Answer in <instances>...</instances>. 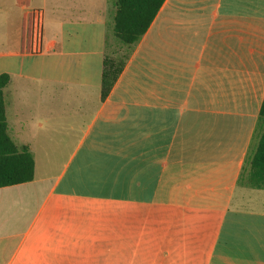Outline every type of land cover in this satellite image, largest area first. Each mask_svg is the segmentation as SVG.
<instances>
[{"label": "crops", "instance_id": "crops-1", "mask_svg": "<svg viewBox=\"0 0 264 264\" xmlns=\"http://www.w3.org/2000/svg\"><path fill=\"white\" fill-rule=\"evenodd\" d=\"M65 1L0 0L8 134L35 160L0 188V264H264V189L242 179L264 0H165L130 48L117 0Z\"/></svg>", "mask_w": 264, "mask_h": 264}, {"label": "trees", "instance_id": "trees-1", "mask_svg": "<svg viewBox=\"0 0 264 264\" xmlns=\"http://www.w3.org/2000/svg\"><path fill=\"white\" fill-rule=\"evenodd\" d=\"M165 0H117L114 18L115 37L127 47L138 43L149 29ZM105 61L102 78V97L105 99L120 76L126 59ZM7 74L0 75V188L28 183L35 178V160L28 147L19 148L8 134L4 88ZM258 143L251 149L243 168L242 179L247 185L264 189V101L261 107Z\"/></svg>", "mask_w": 264, "mask_h": 264}, {"label": "rangeland", "instance_id": "rangeland-1", "mask_svg": "<svg viewBox=\"0 0 264 264\" xmlns=\"http://www.w3.org/2000/svg\"><path fill=\"white\" fill-rule=\"evenodd\" d=\"M73 0H66L65 2H67V3H70V2H72ZM46 20H47V18H46ZM47 22V21H46ZM252 195L253 196H255V197H260L261 195L263 196V198H264V191H261V192H257L256 190L252 193Z\"/></svg>", "mask_w": 264, "mask_h": 264}, {"label": "built area", "instance_id": "built-area-1", "mask_svg": "<svg viewBox=\"0 0 264 264\" xmlns=\"http://www.w3.org/2000/svg\"><path fill=\"white\" fill-rule=\"evenodd\" d=\"M38 15H41V13L39 11L36 12Z\"/></svg>", "mask_w": 264, "mask_h": 264}]
</instances>
